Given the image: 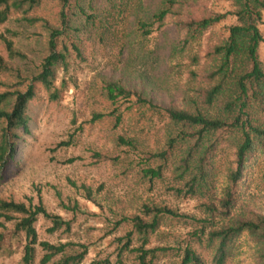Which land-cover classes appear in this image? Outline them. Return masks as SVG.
Segmentation results:
<instances>
[{
    "label": "trees",
    "instance_id": "1",
    "mask_svg": "<svg viewBox=\"0 0 264 264\" xmlns=\"http://www.w3.org/2000/svg\"><path fill=\"white\" fill-rule=\"evenodd\" d=\"M45 1L0 0V44L6 51V55L0 54V186L19 172L16 147L30 129V106L39 95V85L51 101H60L73 55L85 60L86 35L97 27L114 40L133 35L146 41L160 32L168 60L175 62L178 73L187 76L186 85L169 96L164 106L128 87L121 78H105L99 88L110 108L106 113L94 112V121L108 114L118 127L127 112L149 107L162 111L174 128L168 148L150 156L163 162L145 166V178L150 182L162 178L171 153L177 156L175 170L185 179L175 191L194 197L210 193L218 151L231 148L238 167L229 171L231 184L222 198L208 194V219L191 232L192 241L178 248L150 246V237L165 217L186 215L168 206L144 203L140 214L130 218L132 228L117 238L114 260L111 254L99 253L87 261V244L41 239L36 228L40 217L50 222L47 231L51 235L70 232L73 223L50 213L42 198L29 204L0 198V257L15 254L11 239L20 234L24 242L19 264H125L131 256L135 264H157L168 252L178 257L177 264H207L195 246L204 242L212 248V264H226L236 240L247 233L256 245V264H264V208L239 204L250 187L248 174L264 159V62L259 54L264 41V0H155L152 6L145 0H54L59 11L53 20L40 14ZM218 1L229 3L230 8L216 9ZM16 15L18 22L41 28L46 41L47 55L35 63V70L26 71L16 63L29 59L16 45L20 32L8 27ZM230 18L234 21L223 26L222 35L213 32ZM119 140L124 145L135 144L134 138L119 136ZM93 155L97 162L111 159L99 152ZM72 184L82 189L87 199L92 198L90 186ZM57 197L64 210L81 211L77 201L66 202L60 191ZM9 224L13 229H8Z\"/></svg>",
    "mask_w": 264,
    "mask_h": 264
},
{
    "label": "rangeland",
    "instance_id": "2",
    "mask_svg": "<svg viewBox=\"0 0 264 264\" xmlns=\"http://www.w3.org/2000/svg\"><path fill=\"white\" fill-rule=\"evenodd\" d=\"M145 2L152 6L155 0ZM215 6L218 10L230 8L229 3L222 1ZM58 11L56 1L46 0L40 14L53 20ZM16 18L17 15L8 27L20 32L16 45L29 56L27 61L16 63L26 71L35 70V63L47 55L46 41L41 36V28L29 27ZM233 21L230 18L213 32L222 35L223 26ZM120 26L121 23L116 25L117 28ZM261 31L264 36V25ZM86 38L83 46L85 60L80 61L73 55L65 75L68 85L62 91L61 100L51 101L43 86L39 85V95L30 106V129L22 135L16 147L15 160L19 172L0 186V198L27 204L31 201L37 203L42 198L50 213L73 220L70 232L60 231L51 235L47 231L50 222L43 217L37 221L36 228L41 239L89 245L87 261L99 253L111 254L115 259L117 238L132 228L130 218L140 214L144 203L168 206L186 215L165 217L160 229L150 237V246H184L192 241L191 232L203 225L204 218L208 219V194L222 198L231 184L229 171L238 167L233 150L224 147L215 154L213 183L208 194L192 197L175 191V187L184 185L185 179H181L179 171L175 170L177 156L171 153L162 178L150 182L143 176L142 169L145 166L156 167L163 162L150 156L168 148V137L174 128L162 111L149 107L127 112L118 127L108 114L102 120L94 121V112L106 113L110 108V104L100 96L99 88L105 78H121L128 87L137 88L144 97L164 106L169 96L186 85V73H178L175 62L168 60L167 49L161 45L160 32H155L146 41L133 35L114 40L109 32L97 27L88 32ZM0 54L6 55L2 44ZM259 54L264 62V41ZM119 136L134 138V146L122 144ZM95 152L111 159L97 162L93 155ZM249 171L246 170L247 173ZM72 182L90 186L92 198L87 199L85 192L75 188ZM248 182L250 187L239 204L264 208L263 158L254 164L252 175L248 174ZM57 191L62 193L66 202L77 201L81 211L73 213L61 208ZM8 229H13V224H9ZM11 240L16 252L12 256L0 257V264L20 263L24 239L19 234L12 236ZM135 243L139 241L135 239ZM195 246L205 256L207 264H212V248L207 247L206 242ZM255 246L245 233L234 243L226 264H256ZM178 260L173 252H168L157 264H177ZM125 262L135 264V259L131 256Z\"/></svg>",
    "mask_w": 264,
    "mask_h": 264
}]
</instances>
